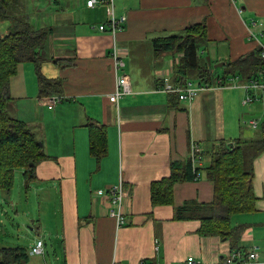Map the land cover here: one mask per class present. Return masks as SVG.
<instances>
[{"label": "crops", "instance_id": "obj_1", "mask_svg": "<svg viewBox=\"0 0 264 264\" xmlns=\"http://www.w3.org/2000/svg\"><path fill=\"white\" fill-rule=\"evenodd\" d=\"M96 1L90 7L87 0H20L15 11L34 29L49 31L42 63L19 64L8 106L34 131L46 158L35 164L32 177L26 167L14 169L6 187L0 175V237L19 231L20 220L34 234L16 245L0 242V264L6 259L2 249L10 248L23 251L24 264H179L191 256L218 264L236 247L258 249L264 262V152L254 161L255 207L234 218L244 225L237 240L203 236L201 221L176 217L185 204L214 200L215 183L202 168L215 147L262 132L264 93L252 82L264 85V67L253 78L244 72L229 74L223 85L215 79L228 63L262 56L264 0H114L117 16H126L116 36L98 28L110 16L104 1ZM200 25L201 61L213 75L210 83L197 72L188 76L210 88L182 100L166 87L178 86L174 67L184 53L157 52L155 42ZM115 46L125 63L119 68ZM127 74L132 92L112 102L118 77ZM40 77L50 81L46 91ZM52 97L59 99L51 107ZM193 147L204 155L201 176L177 182L171 200L155 204L154 184L171 176L174 162L193 165ZM121 181L125 221L118 224L108 189ZM15 185L18 193L41 200L23 216ZM38 239L45 242L42 254L32 252Z\"/></svg>", "mask_w": 264, "mask_h": 264}, {"label": "trees", "instance_id": "obj_2", "mask_svg": "<svg viewBox=\"0 0 264 264\" xmlns=\"http://www.w3.org/2000/svg\"><path fill=\"white\" fill-rule=\"evenodd\" d=\"M19 3L20 0H0V24L5 21L10 22L5 33L0 31V175L3 176L4 187L9 185L6 177L14 169L26 167V172L32 177L35 164L46 158L34 131L24 121L12 117L8 111L12 99L11 79L15 76L19 64L33 61L40 65L44 60L43 53L49 36L46 28L36 30L28 19L20 18L15 14ZM204 33L205 27L200 25L186 30L185 34H172L156 39L157 52L176 50L184 53L182 62L174 67L178 86L186 85L190 78L188 75L193 72L199 74L200 80L206 79L208 82L211 80L213 74L205 62L201 61L199 53L201 42L205 39ZM263 67L264 59L261 54L239 58L235 62L228 63L227 69L225 72L222 71L219 77L227 81L229 74L245 72L253 78L258 73V69ZM46 80L40 77L43 91H46L50 83ZM261 130L260 135L253 139L242 138L233 145L221 142L214 151L210 152L209 161L202 169L208 172L215 183V198L212 202L203 205L185 204L177 208L178 219L201 221L199 233L203 236L219 235L232 242L240 237L244 225L234 224V218L252 211L255 207L254 161L264 152V124ZM96 152L93 142V153ZM172 166L171 176L153 186L152 195L155 204L160 201H170L174 185L196 175L191 160L174 162ZM234 249L242 250L238 247ZM2 252L6 256L5 264L26 262L23 251L10 248L2 249Z\"/></svg>", "mask_w": 264, "mask_h": 264}, {"label": "built area", "instance_id": "obj_3", "mask_svg": "<svg viewBox=\"0 0 264 264\" xmlns=\"http://www.w3.org/2000/svg\"><path fill=\"white\" fill-rule=\"evenodd\" d=\"M88 6L95 7L98 1L96 0H87ZM104 4L106 5L107 14H109V20L99 25V29L102 31L111 30L113 34L116 36V34L123 30L124 23L126 21V16L118 17L116 14V8H115V2L114 0H103ZM116 45V44H115ZM264 50V49H263ZM113 56L116 60V67L119 68L120 66H123L124 60L123 57L120 56L119 50L117 46L114 48ZM262 56L264 57V51L262 52ZM215 80H217V84L223 85L227 83V81L224 80L223 77H217ZM235 79L233 78L231 82H234ZM236 82V81H235ZM117 88L113 95L110 96L112 102L118 103L121 97L128 95V93L132 92V84L129 79V75H120L117 79ZM206 86H203L202 84L195 83L194 81H189L186 85L183 86H169L166 87L168 91H173L179 94L180 98L182 100L184 99H194L198 92L205 89L210 88L208 86V83L205 84ZM252 86L254 87H261L262 92L264 93V85L260 84L258 81H253ZM59 99V98H57ZM55 97H52L49 99L50 106L52 107L57 101ZM252 98H248V101H251ZM252 125H257L256 122H253ZM193 165H195V179H198L201 176V173L197 172L198 167L201 168L202 161L204 160V155L200 152L198 153L197 149L193 147ZM199 165V166H197ZM104 193L102 191H99V194ZM108 193L111 197V215L115 216L118 224H121L125 221L124 217V210L122 209L125 196H124V183L121 181L118 186H113L108 189ZM44 245L45 242H43L42 239H38L36 241V244L32 248V252L34 254H42L44 251ZM260 253L258 249H252L250 251H243V250H235L233 253L225 257L223 260L219 261L218 264H264L260 259ZM179 264H208L203 263L201 260L197 259L194 256H191L187 258L185 261L179 263Z\"/></svg>", "mask_w": 264, "mask_h": 264}, {"label": "rangeland", "instance_id": "obj_4", "mask_svg": "<svg viewBox=\"0 0 264 264\" xmlns=\"http://www.w3.org/2000/svg\"><path fill=\"white\" fill-rule=\"evenodd\" d=\"M206 56H208V54L202 53V57L203 58L204 57L206 58ZM213 68L217 69V68H215V65H213ZM245 127L248 128V131H252L254 133V130H251L247 126H245ZM20 177H24V174L23 175H19L17 184H19ZM16 185H15V189L13 190L14 198L17 201H20V207L19 208H20V210L22 209L21 216H23L24 215L23 211L25 209H30L31 206H36L38 204V202L41 201V200L39 199L37 194L34 195L32 192H30L29 194H27L26 191L18 193L19 190H16ZM9 215L10 216H14L13 213H9ZM9 215H7L6 221L7 220L10 221V216ZM34 215H35V217H37V215H38L37 212H35ZM26 222H27V220H20L19 221V226H15V227H18V229H20L19 231H17V229L15 228L12 235H8V236L4 235V236L0 237L1 244L5 245V246H8V245L19 244L20 242H22V239H24L25 241H29L33 237L34 234H33L32 229L29 228L30 225L26 224ZM26 236H28V239H25ZM24 244L28 246L29 243L28 242H24ZM208 264H214V263H208Z\"/></svg>", "mask_w": 264, "mask_h": 264}, {"label": "water", "instance_id": "obj_5", "mask_svg": "<svg viewBox=\"0 0 264 264\" xmlns=\"http://www.w3.org/2000/svg\"><path fill=\"white\" fill-rule=\"evenodd\" d=\"M7 24H10V22L9 21H5V22H2L1 24H0V31L2 32V33H5V31L2 29L5 25H7ZM216 66H218V67H223V64L222 63H220L219 65H216ZM41 144V143H40ZM41 145H43V144H41ZM33 164H31V166H32Z\"/></svg>", "mask_w": 264, "mask_h": 264}]
</instances>
